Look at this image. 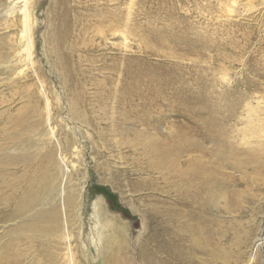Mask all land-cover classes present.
<instances>
[{"label": "rangeland", "instance_id": "1", "mask_svg": "<svg viewBox=\"0 0 264 264\" xmlns=\"http://www.w3.org/2000/svg\"><path fill=\"white\" fill-rule=\"evenodd\" d=\"M130 2L0 0V264H264V0Z\"/></svg>", "mask_w": 264, "mask_h": 264}, {"label": "bare ground", "instance_id": "2", "mask_svg": "<svg viewBox=\"0 0 264 264\" xmlns=\"http://www.w3.org/2000/svg\"><path fill=\"white\" fill-rule=\"evenodd\" d=\"M24 3H23V7H22V12H23V18H22V26H23V30H24V33L22 35V41H21V44H23L25 42V44L27 45V48H26V56L25 58L30 61L31 64L34 63V61L32 60V50H33V42H32V37H31V27L29 26L30 24V20H29V16H31V9L29 8L30 6V1L31 0H23ZM132 3L134 4V0H131L130 2V9H131V5ZM12 7L14 8L15 6L12 5ZM229 8H232L231 6L228 7ZM129 9V10H130ZM8 17H14L12 12L8 15ZM130 15L128 14L127 15V19H129ZM127 26V24H126ZM122 33V35H126L125 34V30H122L120 31ZM125 40L127 39L126 36L123 37ZM251 107V106H250ZM249 108V107H248ZM257 108V107H256ZM254 109L252 108L251 112L250 113V117H249V122H251L253 124V128L252 130L246 135L244 136L242 139H241V142L242 144H245V145H248L249 147L252 146V145H260L261 142L260 141H263V139H258V138H261V137H264L262 136L261 134L264 133V128L262 127H258V126H261L262 124L260 123L261 121L259 120L260 117L259 116V111L257 109ZM259 118V119H258ZM258 124V126H256ZM261 124V125H260ZM56 131L51 129L50 130V135L51 137H54L53 135H55ZM254 147V146H253ZM264 180V178H263ZM85 187V184H82L78 187L77 189V192H78V195L81 197V200L83 199V189ZM61 196V193H58V197ZM80 201L77 202V204L79 205L80 204ZM55 201L51 202V203H45L44 204V208H40L39 210H35L33 213H31V217H43V216H46V217H50V218H53L55 219L56 217V213L58 211V208L57 207H54V206H51L52 203H54ZM63 205V204H62ZM100 209V205L99 204H96L95 205V210H96V214H97V217L102 219L101 215L98 213V210ZM34 219V218H32ZM99 227L101 229V231H103V228H104V225L102 223V221L99 223ZM101 240V239H100ZM68 260L70 262V264H72V256H68Z\"/></svg>", "mask_w": 264, "mask_h": 264}, {"label": "water", "instance_id": "3", "mask_svg": "<svg viewBox=\"0 0 264 264\" xmlns=\"http://www.w3.org/2000/svg\"><path fill=\"white\" fill-rule=\"evenodd\" d=\"M98 264V263H97Z\"/></svg>", "mask_w": 264, "mask_h": 264}]
</instances>
